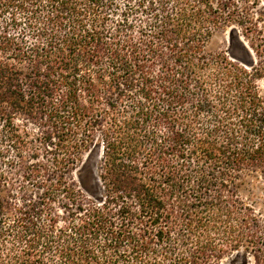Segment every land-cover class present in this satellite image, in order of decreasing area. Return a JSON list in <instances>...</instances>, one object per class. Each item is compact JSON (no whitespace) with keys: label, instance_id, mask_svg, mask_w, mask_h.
Wrapping results in <instances>:
<instances>
[{"label":"trees","instance_id":"trees-1","mask_svg":"<svg viewBox=\"0 0 264 264\" xmlns=\"http://www.w3.org/2000/svg\"><path fill=\"white\" fill-rule=\"evenodd\" d=\"M243 19L0 0V264H264V46L209 48Z\"/></svg>","mask_w":264,"mask_h":264},{"label":"rangeland","instance_id":"rangeland-1","mask_svg":"<svg viewBox=\"0 0 264 264\" xmlns=\"http://www.w3.org/2000/svg\"><path fill=\"white\" fill-rule=\"evenodd\" d=\"M236 4V9L240 13L246 16L243 19L242 24H230L220 31H217L209 42V48L212 51H226L229 47L230 34L235 32L237 34V42H242L246 46L250 47V44L254 46H264V0H234ZM241 30L248 32V39L241 35ZM236 37V36H235ZM237 55L239 51L236 48L233 49ZM255 59L257 60L256 56ZM259 86L264 92V78L259 81ZM89 158L91 164H93V169L96 171L99 166L101 158V150L97 146L93 147L91 151L84 155V159ZM263 183V181L261 182ZM264 189V183L261 184ZM94 191V190H92ZM92 191H88L92 193ZM264 192V191H263ZM99 194L98 192H96ZM264 194V193H262ZM91 195V194H90ZM264 198V195H261ZM256 208L262 215L264 221V202L258 201L256 203ZM219 264H254V260L251 255L244 258L242 254L228 256L222 259Z\"/></svg>","mask_w":264,"mask_h":264}]
</instances>
